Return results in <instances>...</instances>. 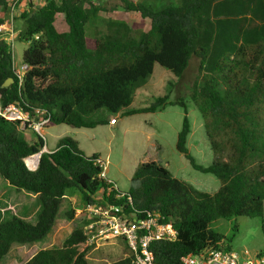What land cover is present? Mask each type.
Masks as SVG:
<instances>
[{
    "label": "trees",
    "instance_id": "obj_1",
    "mask_svg": "<svg viewBox=\"0 0 264 264\" xmlns=\"http://www.w3.org/2000/svg\"><path fill=\"white\" fill-rule=\"evenodd\" d=\"M115 1L124 12L148 21V29L122 19H99L102 8L93 0H45L25 8L15 0H0L1 24L13 5L21 9L13 22L14 41L27 44L17 64L14 41L8 43L0 33V104H16L30 119L47 120V127L74 128L100 124L91 119L99 111L126 117L178 106L183 119L176 151L192 169L213 175L220 185L207 193L175 178L160 163L146 161L135 168L134 185L123 193L99 177V157L87 156L69 137L42 152L37 168L29 171L24 160L46 146L44 138L33 132L29 140V129H20L19 121L0 118V176L39 202L35 223L17 216L0 222V260L16 246L29 248L46 237L60 217L63 198L71 193L78 194L84 207L106 201L122 206L132 220L153 214L171 224L176 238L149 246L157 264H183L189 254L230 250L211 228L219 219L234 220L235 233L239 217L258 218L264 234V0H175L178 4L167 8L152 4L163 0ZM97 20L101 25L94 26L89 48L86 26ZM192 59L198 64L188 99L202 118L213 154L208 165L199 164L187 148L192 127L185 98L171 100L166 93L130 108L155 65L180 80ZM13 63L28 66L21 79ZM7 80L11 82L4 86ZM65 218L72 220L74 211H66ZM86 219L59 248L39 250L23 264H88L91 245L85 227L92 219ZM123 250L126 257L109 264H129L133 255L125 244Z\"/></svg>",
    "mask_w": 264,
    "mask_h": 264
},
{
    "label": "rangeland",
    "instance_id": "obj_2",
    "mask_svg": "<svg viewBox=\"0 0 264 264\" xmlns=\"http://www.w3.org/2000/svg\"><path fill=\"white\" fill-rule=\"evenodd\" d=\"M139 1L149 2L148 0ZM93 3L102 8L99 19H122L136 27L140 26L145 30L149 27V22L143 20L139 14L124 12L118 1L93 0ZM152 4L156 8H167L176 6L178 2L175 0H163ZM57 22H61V18H58ZM100 25L101 22L97 20L94 25L86 26L87 44L89 48H92L94 43V32L96 31L94 26L99 27ZM26 47V42L19 40L13 42L12 52L17 64L21 62ZM197 64V59L191 60L190 66L180 79L181 83L176 90L175 86L178 85V80L176 84L172 85L174 87L170 88L169 91L157 88L148 91L145 84L144 86L142 85L136 90L138 94L140 92L143 93V96L140 97L142 99H139L135 94L136 98H134L130 108L145 106L152 99L163 96L166 93L173 98L176 96L185 98L188 106V118L192 127V134L187 140V148L199 164L208 165L213 159V156L211 158L210 148L203 129L202 118L188 99L189 88L196 76ZM165 71L169 72L157 66L155 75L160 76L162 72L166 73ZM171 76L174 78L172 74ZM166 87H168V84ZM116 116L122 118L119 115ZM182 116L181 108L172 106L168 107L164 113L149 115L147 119L149 123H146L147 125H144L140 129L141 132L149 130L148 133L153 134V137L150 136L148 140L145 135L136 129V126L143 124L142 116L124 117L117 127H113L109 122L113 116L106 111H99L92 116L91 119L93 121H100V124H97L93 128H74L63 124L49 125L48 127L44 126L41 133L43 136L45 135L44 140L47 148H55L59 138L69 137L76 141L78 148L87 156L96 154L101 157L108 163L106 171L107 179L115 183L118 190L123 193L128 192L134 185L131 178L135 168L142 162V156L145 153L154 155L151 152L149 144L151 143V139L152 142L155 140L162 146L161 156L169 163L176 178H181L180 176H182L185 179L184 181L191 184L194 188L207 193H214L220 185L219 181L211 174H204L192 169L188 162L183 157H180L174 148L173 140L171 141L170 134L174 131L175 135L179 131ZM34 135L33 131L28 130L27 137L29 139ZM163 135L166 136L165 139ZM206 151H209L208 155H206ZM180 161L186 165L187 170L179 176L175 170L182 167L181 164H177ZM1 179L0 176V222L17 216L20 218L23 217L24 220L30 223H35L39 212L37 198L31 197V194L24 191L17 192ZM67 196L68 198L65 197L61 204L62 211L52 231L30 248H26L25 246L15 247L10 255L0 260V264H22L39 250L59 248L76 227L83 225V221L87 219L84 206L78 194L71 193ZM69 210L74 211V218L72 220L65 218V213ZM236 224L237 231L235 233H233L234 220L226 221L219 219L212 224L211 228L220 233L224 237L223 241L229 244L230 250L240 257H252L257 253L263 252L264 234L261 230V220L242 216L237 219ZM94 230L97 231V229ZM87 233L89 235L88 231ZM93 233L95 234V232ZM123 247L124 243L120 239H96L86 250L88 264H109L122 260L126 257V252L123 250Z\"/></svg>",
    "mask_w": 264,
    "mask_h": 264
},
{
    "label": "built area",
    "instance_id": "obj_3",
    "mask_svg": "<svg viewBox=\"0 0 264 264\" xmlns=\"http://www.w3.org/2000/svg\"><path fill=\"white\" fill-rule=\"evenodd\" d=\"M45 0H15L20 2L21 8H25L29 2L42 4ZM21 10V9H20ZM19 9L11 7L9 18L4 23H0V33L8 43L14 41L15 32L13 28L14 18L20 14ZM13 69L21 77L28 70L26 64L16 65L13 63ZM0 118L9 122H20V129H29L42 137V131L46 126L47 120H32L28 114L23 112L16 104H0ZM116 119L110 120L114 124ZM42 149L39 153L25 158L24 163L29 171L37 168ZM95 165L100 168L99 177L107 179V163L98 158ZM108 183H111L107 179ZM115 187V186H114ZM116 188V187H115ZM122 195V194H120ZM118 197V196H116ZM97 197L96 200H100ZM86 216L90 217L91 222L86 225L87 243L93 244L96 239H120L124 242L128 250L132 253L133 258L129 264H157L154 255L148 250L154 241H172L176 238V231L169 223H161L155 215H148L143 219L132 220L127 216L122 206H117L106 202L103 205H87L84 207ZM94 229H97L95 231ZM89 232V235L87 233ZM95 232V234L93 233ZM183 264H264V251L255 254L252 257H240L231 250H212L204 251L200 254H189L181 259Z\"/></svg>",
    "mask_w": 264,
    "mask_h": 264
},
{
    "label": "crops",
    "instance_id": "obj_4",
    "mask_svg": "<svg viewBox=\"0 0 264 264\" xmlns=\"http://www.w3.org/2000/svg\"><path fill=\"white\" fill-rule=\"evenodd\" d=\"M158 65H155L154 66V68H153V73H152V75L147 79V81H146V83H145V87H146V89L148 90V91H151V89H155V88H157V89H164L165 91H167L168 90V87H166V85L168 84V83H171V84H176L177 83V78H173L172 76H171V74L169 73V72H167V71H165L166 73H164V72H162L161 74L162 75H160V76H156L155 75V69H156V67H157ZM180 83H181V80H178V85H176L175 86V90L176 89H178L179 88V85H180ZM144 86V85H143ZM138 90V89H137ZM153 91V90H152ZM135 94H136V96L139 98V99H142V98H140L141 96H143V93H139L138 94V92L136 91L135 92ZM165 95V94H164ZM134 98H136L135 96H134ZM170 99L172 100V99H174L171 95H170ZM134 101V100H133ZM144 101V100H143ZM132 105V104H131ZM138 106H136V108H137ZM140 107V106H139ZM169 107H171V106H169ZM172 107H178V106H172ZM188 107V106H187ZM167 108L168 107H166L164 110H162V111H160V112H155V113H152V114H138V115H133V116H142L141 118H142V120H143V124L142 125H138V126H136V129L137 130H139L140 132H141V130L140 129H142L143 127H144V125L146 126L147 124L146 123H149L148 122V118H149V115H158L159 113H164V112H166V110H167ZM180 108V107H179ZM182 110V109H181ZM182 114H183V110H182ZM120 116V115H119ZM121 117V116H120ZM126 117H130V116H126ZM113 118H115L116 119V122L114 123V124H111V126H113V127H117L118 126V124L120 123V121H121V119L122 118H124V117H122V118H118L117 116H115V117H111L110 118V120L111 119H113ZM182 119H183V116H182ZM110 120H109V122H110ZM181 125H182V122H181ZM181 128V127H180ZM85 129H87V128H85ZM192 129V128H191ZM180 130V129H179ZM28 132V131H27ZM27 132H26V136H27ZM149 132V130L148 131H144V132H141V134H143V135H145L146 136V139L148 140V138H150V136L151 137H153V134H149L148 133ZM178 132L179 131H177V133L174 135V131L170 134L171 135V141L173 140V145H174V148H175V145H176V138H177V134H178ZM191 134H192V131H191V133L189 134V136L188 137H190L191 136ZM164 136V139L166 138V136L165 135H163ZM42 137L45 139V135L43 136L42 135ZM175 137V138H174ZM32 138L33 137H31V139H29L28 137H27V139H29V140H32ZM60 139V138H59ZM58 141V140H57ZM46 143V142H45ZM150 145V147H151V152H153L154 153V155H148L147 153H145L143 156H142V162L141 163H143V162H146V161H155V162H158V163H160L163 167H165L175 178H176V176L173 174V172H172V169L170 168V165H169V163L168 162H166L164 159L165 158H163L162 156H161V149H162V146L160 145V143L159 142H157V141H153L152 142V139H151V143L149 144ZM52 149H54V148H47V146H45L44 148H43V152H48V150H52ZM176 149V148H175ZM210 151V150H209ZM209 151H206L205 153H206V155H208L209 153ZM210 154H211V158H212V156H213V154H212V152L210 151ZM91 155H96V154H91ZM180 155V157L182 158L183 157V155H181V154H179ZM99 157V156H98ZM100 159H102L101 157H99ZM184 158V157H183ZM185 159V158H184ZM103 160V159H102ZM105 161V160H104ZM187 161V160H186ZM106 162V161H105ZM107 163V162H106ZM178 165L179 164H181L182 165V167H179V169H176L175 170V172L177 173L178 172V175L180 176V175H182V173L184 172V171H186L187 169V167H186V165H184V163L182 162V161H180L179 163H177ZM189 164V163H188ZM107 165H108V163H107ZM105 176H106V174H105ZM181 178H178V179H182V180H185L182 176H180ZM107 178V177H106ZM2 180V179H1ZM109 181H111V180H109ZM5 182V181H4ZM6 183V182H5ZM113 183V182H112ZM7 184V183H6ZM115 184V183H114ZM115 186L117 187V185L115 184ZM30 196V195H29ZM31 197H36V196H34V195H32ZM65 197H67L68 198V196H65ZM65 197L63 198V200L65 199ZM70 199V198H69ZM63 200H62V202H63ZM22 219H24L23 217H21ZM17 247V246H16ZM32 247V246H31ZM30 248V247H29ZM128 249V248H127ZM13 251V250H12ZM11 251V252H12ZM10 252V253H11ZM10 253L8 254V255H10ZM7 255V256H8ZM34 255V254H33ZM32 255V256H33ZM31 256V257H32ZM23 264V263H22Z\"/></svg>",
    "mask_w": 264,
    "mask_h": 264
},
{
    "label": "water",
    "instance_id": "obj_5",
    "mask_svg": "<svg viewBox=\"0 0 264 264\" xmlns=\"http://www.w3.org/2000/svg\"><path fill=\"white\" fill-rule=\"evenodd\" d=\"M10 82H11V80H7V81L4 83V86H8Z\"/></svg>",
    "mask_w": 264,
    "mask_h": 264
}]
</instances>
